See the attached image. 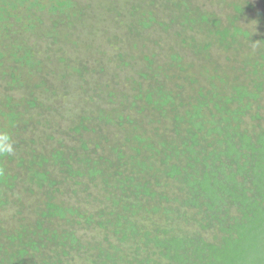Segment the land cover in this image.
I'll return each instance as SVG.
<instances>
[{
	"label": "trees",
	"instance_id": "1",
	"mask_svg": "<svg viewBox=\"0 0 264 264\" xmlns=\"http://www.w3.org/2000/svg\"><path fill=\"white\" fill-rule=\"evenodd\" d=\"M258 1L0 0V264H264Z\"/></svg>",
	"mask_w": 264,
	"mask_h": 264
},
{
	"label": "clouds",
	"instance_id": "2",
	"mask_svg": "<svg viewBox=\"0 0 264 264\" xmlns=\"http://www.w3.org/2000/svg\"><path fill=\"white\" fill-rule=\"evenodd\" d=\"M13 152V142L7 133H0V155L11 154Z\"/></svg>",
	"mask_w": 264,
	"mask_h": 264
},
{
	"label": "rangeland",
	"instance_id": "3",
	"mask_svg": "<svg viewBox=\"0 0 264 264\" xmlns=\"http://www.w3.org/2000/svg\"><path fill=\"white\" fill-rule=\"evenodd\" d=\"M252 4H256L255 6H257V7H259V5L258 4H260L259 3V1L257 2V0H249ZM217 10V9H216Z\"/></svg>",
	"mask_w": 264,
	"mask_h": 264
}]
</instances>
